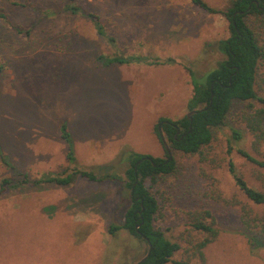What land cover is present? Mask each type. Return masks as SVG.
Returning <instances> with one entry per match:
<instances>
[{"label":"rangeland","instance_id":"rangeland-1","mask_svg":"<svg viewBox=\"0 0 264 264\" xmlns=\"http://www.w3.org/2000/svg\"><path fill=\"white\" fill-rule=\"evenodd\" d=\"M205 1L225 9L231 0ZM76 2L84 14L67 10L68 0H0V180L76 171L125 179L131 154L165 159L160 119L187 116L189 71L202 77L225 58L219 42L230 36L229 21L190 0ZM115 55L138 60L100 59ZM244 108L234 105L202 155L173 152L175 172L147 184L160 207L156 227L181 245L170 264H201L195 245L206 234L191 226L189 213L206 211L220 235L204 250L205 264H264V233L252 238L240 222L243 207L261 209L229 171L233 162L249 186L264 191V169L237 151L257 157L241 122ZM63 125L71 143L62 138ZM232 129L245 139L230 153ZM130 204L120 179L77 175L69 186L9 189L0 195V264H136L148 245L124 230L110 233L124 224Z\"/></svg>","mask_w":264,"mask_h":264},{"label":"trees","instance_id":"trees-1","mask_svg":"<svg viewBox=\"0 0 264 264\" xmlns=\"http://www.w3.org/2000/svg\"><path fill=\"white\" fill-rule=\"evenodd\" d=\"M76 1L68 0L67 10L73 14H84ZM190 1L194 6L209 14L223 15L229 21L230 36L219 42V49L225 58L217 67L212 68L202 77H197L192 70L189 71L194 90L187 108L190 112L196 111L192 118L189 119L187 116L179 120L162 118L157 125V137L164 146L163 134L165 142L171 149L172 157L167 151L165 159L153 158L144 154H131L130 168L126 171L125 179L112 173L97 175L88 171H76L67 176H64V173H50L36 180L25 176L20 182L3 178L0 180V195L20 185L69 186L77 175L91 182L120 179L131 191V204L126 209L124 224L111 226L110 233L115 234V232L124 230L148 245L146 253L148 257L143 262L141 258L136 264L172 263L174 256L181 250V245L177 241L169 240L162 229L156 227L160 207L156 197L147 188V184L175 172L177 160L173 152L202 155L204 150L211 145L214 131L225 126L234 105L244 103L241 122L252 136V148L257 157L241 148L237 151L249 162L264 169V158H260L264 157V0H231L225 9L214 8L205 0ZM88 16L93 20L98 34L106 37V31L99 17L91 13ZM0 18H5V15L0 14ZM100 59L105 65L133 64L132 61L138 60L135 56L123 55L103 56ZM168 62L172 61L169 59ZM159 125L162 127L161 133L158 130ZM61 132L62 138L67 143L69 141L71 143V136L66 125L62 126ZM244 139L240 130L232 129V137L228 140L229 152L232 153L235 150L234 146L243 142ZM71 155L72 150H69L68 158ZM229 171L239 189L256 208L261 209L257 212L245 206L240 216L242 226L253 232L251 237L254 238L257 231L264 233V191L249 186L238 174L233 162L229 164ZM189 214L193 220L191 226L196 231L206 234L205 239L195 245V255L200 259L201 264H205L204 250L218 239L220 231L210 212ZM177 264L191 263L178 262Z\"/></svg>","mask_w":264,"mask_h":264},{"label":"water","instance_id":"water-1","mask_svg":"<svg viewBox=\"0 0 264 264\" xmlns=\"http://www.w3.org/2000/svg\"><path fill=\"white\" fill-rule=\"evenodd\" d=\"M195 113H196V111H191V112H189V113L187 114V117H188L189 119H191L192 116H193ZM160 133H161V132H160ZM162 139H163V143H164L165 150L168 152L169 156L172 157L171 149H170L169 145L167 144V142H165V140H164V138H163V134H162ZM148 159L151 160V158H148ZM138 228H139V226H138ZM147 257H148V255H147L146 257H144V258L141 260V262L145 261Z\"/></svg>","mask_w":264,"mask_h":264},{"label":"flooded vegetation","instance_id":"flooded-vegetation-1","mask_svg":"<svg viewBox=\"0 0 264 264\" xmlns=\"http://www.w3.org/2000/svg\"><path fill=\"white\" fill-rule=\"evenodd\" d=\"M158 130H159V132H162V127H161V125H159ZM178 133H179V131H178Z\"/></svg>","mask_w":264,"mask_h":264}]
</instances>
